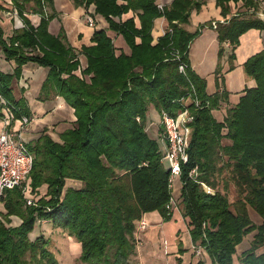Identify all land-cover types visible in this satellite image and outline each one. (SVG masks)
Listing matches in <instances>:
<instances>
[{"label":"trees","instance_id":"obj_1","mask_svg":"<svg viewBox=\"0 0 264 264\" xmlns=\"http://www.w3.org/2000/svg\"><path fill=\"white\" fill-rule=\"evenodd\" d=\"M11 1L24 26L8 37L0 32V49L16 65L13 73L0 70V94L17 116L32 117L25 98L14 96L12 83L26 63L48 67L42 91L62 96L74 108L76 121L60 134V140L45 129L27 142L34 165L26 194L15 187L3 199L0 264H59L44 234L34 240L29 236L38 220L74 235L82 245L84 264H132L137 225L143 216L156 210L165 220L173 216L166 209L172 189L162 160L163 131L158 138L149 134L150 107L161 116H176L187 108L194 117L189 123L188 160L181 164L182 187L177 198L193 241L215 264H235L237 246L256 231L238 264H264V251L257 252L264 246V49L243 65L255 86L246 88L220 121L213 112L227 102L228 93L209 94L206 79L188 61L195 34L181 24L189 19L194 7L191 1L174 0L161 12L156 0H74L85 7L94 3L95 12L107 20L109 29L123 36L129 53H117L104 29L95 31L93 45L77 52L64 34L53 35L48 30L54 17L48 11L53 0ZM230 1L240 0H217V4L226 11ZM241 1L247 8L257 6L256 0ZM30 2L33 5L28 7ZM0 10L8 9L0 4ZM29 10L40 15L37 26L28 18ZM131 10L137 13L139 26L134 17L122 20ZM162 16L169 27L153 43L154 21ZM252 28L264 29V21L246 13L217 26L220 41L230 42L233 49ZM79 53L87 57L81 75L76 73ZM180 63L186 65L185 72L179 70ZM194 168L196 178L190 176ZM225 169L239 190L234 202L228 197V179L221 178ZM29 190L34 194L32 205L26 203ZM249 207L260 216V224L253 222ZM12 214L21 216L19 226L9 225Z\"/></svg>","mask_w":264,"mask_h":264},{"label":"crops","instance_id":"obj_2","mask_svg":"<svg viewBox=\"0 0 264 264\" xmlns=\"http://www.w3.org/2000/svg\"><path fill=\"white\" fill-rule=\"evenodd\" d=\"M173 1L156 0V3L169 6ZM189 1L194 3V7L190 10L188 21L181 24L186 31L195 34L189 45L188 61L192 70L206 79L209 94L221 90L228 93L227 102L222 103L213 112L214 116L221 121L225 117L227 108L238 103L244 90L255 86V80L245 72L243 65L249 57L264 49V29H249L240 36L239 45L233 49L230 42L220 41L217 27L214 28L212 23L217 22V26L220 23H227L231 17L240 13H246L264 21V0H256L257 6L248 8L241 0L230 1L226 11L217 4V0ZM5 3L12 5L11 0H0V4L6 8ZM31 5L33 2H30L28 7ZM10 10L13 12V7ZM3 11L9 10H0V32L3 31L4 36L8 37L24 24L17 14L16 17L2 18ZM48 11L54 16L48 25L49 32L53 35L64 34L68 43L77 52H81L84 46L93 45L92 37L96 30L101 29L106 30L113 39L117 53L130 52L123 36L110 30L107 20L95 12L94 3L85 7L76 4L74 0H53V5L48 7ZM85 14L92 16L93 25L87 22ZM27 16L34 26L40 23V15L32 13V10H29ZM131 17H134L136 25L139 26L137 13L132 10L123 14L122 20ZM168 27L169 22L165 17L155 19L152 29L153 43L159 40ZM232 53L235 54L233 60L230 58ZM78 57L80 68L76 73L81 75V70L87 66V57L83 53H79ZM15 67L14 61H7L0 49V70L13 73ZM218 69L220 72L217 74ZM48 71V67L29 62L23 65L21 76L12 83L14 96L17 99L25 98L32 115L30 125L26 129L27 135L30 136L27 140H35L45 129L52 138L60 140V134L73 128L76 121L74 108L62 96L55 95L51 90L49 93L42 91ZM152 111L158 113L154 107H150L147 122ZM151 121L148 128H152L154 130L152 136L158 138L163 131V125L161 121L157 125L153 123V120ZM181 187L182 183L178 178L173 189V194L177 198L180 196ZM142 219L148 226L136 234V255L132 258V264H215L205 249L201 254H196L193 248L196 243L192 239L188 219L182 216L180 210H176L169 220H165L157 210L146 213ZM257 224H260V219ZM244 245L242 241V245L240 243L237 246L234 263L236 260L239 261L240 255L250 248L248 246L239 252L238 247L242 249Z\"/></svg>","mask_w":264,"mask_h":264},{"label":"built area","instance_id":"obj_3","mask_svg":"<svg viewBox=\"0 0 264 264\" xmlns=\"http://www.w3.org/2000/svg\"><path fill=\"white\" fill-rule=\"evenodd\" d=\"M161 12L164 11V4H157ZM164 17V16H162ZM87 22L93 25L94 20L90 14L86 15ZM212 26L217 27V22H213ZM165 30L163 35L166 33ZM171 31V30H170ZM161 35V36H163ZM176 58L180 59L179 54ZM186 65L180 63L179 70L185 72ZM199 104L198 100L195 101ZM0 201L5 197L6 191L15 187H21L26 182L34 165V155L27 146L23 134L30 124L32 118L28 115H16L13 107L0 94ZM194 119L193 115L187 108L181 110L176 116L163 113L161 116V124L163 125L162 152L164 163L169 172V187L172 189V195L166 204V209L174 213L179 209V203L173 194L175 182L182 173L181 164L188 160L187 148L190 141L189 123ZM190 176L196 178L198 171L196 168L190 171ZM199 183L207 192L212 189L203 181ZM28 187H23L26 193ZM27 204L34 203L33 198L27 196ZM145 220L141 219L137 225V231H143L147 228ZM196 254H201L204 248L201 245L193 246Z\"/></svg>","mask_w":264,"mask_h":264},{"label":"rangeland","instance_id":"obj_4","mask_svg":"<svg viewBox=\"0 0 264 264\" xmlns=\"http://www.w3.org/2000/svg\"><path fill=\"white\" fill-rule=\"evenodd\" d=\"M6 8L9 11H3L1 12V17L2 18H8V17H16V13L14 11L12 12L10 9L12 5L10 3H5ZM86 15V14H85ZM86 18V17H85ZM153 120L154 124L157 125L161 121V116L157 112H151L149 115V121L147 122V125H150V122ZM30 125V124H29ZM28 125V126H29ZM27 126V128H28ZM149 134L152 136L154 135L153 129L148 128ZM25 140L28 139L27 131L25 130L23 134ZM28 142H31V140H27ZM167 162V161H166ZM165 162V164H166ZM167 165V164H166ZM224 177L225 179H228L229 184H228V197L231 202L236 201L239 198V190L235 187L233 182L230 179V171L229 169H225L224 172L222 173L221 178ZM219 188L222 189L223 185V180H219ZM23 187H28V182L26 180L25 183L21 186V189L23 191ZM28 191V190H27ZM24 193V191H23ZM30 193V190H29ZM26 194V193H24ZM30 197H34L33 193H30ZM24 197H26L24 195ZM6 198L5 197L3 199ZM27 203V200H26ZM27 205V204H26ZM2 212H6L4 208V201H0V220L4 221V215ZM249 212L251 214V218L254 223H257L259 221V215L249 207ZM10 219V226H19L22 223V218L19 215L12 214L8 217ZM256 231L248 234L245 236L243 242H244V247L241 249V247H238V251L241 252L244 250L246 247L251 246V241L253 240L254 234ZM44 234L45 238L50 240V249L54 252L59 264H84L81 259L80 255L82 252V245L77 239L74 237V235L70 234L68 230H65L61 227H55L51 222L49 223H43L41 220H38L35 226V229L29 234L30 238L34 240L38 235ZM242 245V243H241ZM264 251V246L260 247L257 252L261 253ZM235 263H239L238 260H236ZM136 264V263H133Z\"/></svg>","mask_w":264,"mask_h":264}]
</instances>
